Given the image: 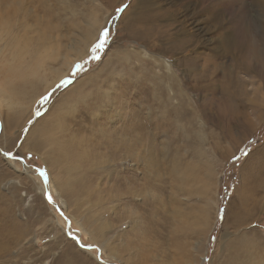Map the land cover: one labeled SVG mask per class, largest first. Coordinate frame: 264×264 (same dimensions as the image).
<instances>
[{"label":"rangeland","instance_id":"374dc122","mask_svg":"<svg viewBox=\"0 0 264 264\" xmlns=\"http://www.w3.org/2000/svg\"><path fill=\"white\" fill-rule=\"evenodd\" d=\"M15 1L29 31L17 19L0 53V264H264V0H148L149 30L124 27L138 0ZM93 12L109 19L73 59Z\"/></svg>","mask_w":264,"mask_h":264},{"label":"bare ground","instance_id":"6f19581e","mask_svg":"<svg viewBox=\"0 0 264 264\" xmlns=\"http://www.w3.org/2000/svg\"><path fill=\"white\" fill-rule=\"evenodd\" d=\"M112 2V1H111ZM149 6L152 8V5H150L149 4ZM148 8V0H138L137 1V3H136V5L134 6V9H131L132 11L129 13V14H127L128 15V17H129V19H128V22L127 23H125V25H124V27H126V26H128V29L129 30H131L133 27H135V28H140V24H144V27H147V29L149 30L150 29V24H151V22H150V17H149V13L148 12H146L147 10H150V9H147ZM155 11V10H154ZM94 13V12H93ZM125 13V12H124ZM95 14V13H94ZM27 10L25 9V6H24V4L23 3H19L18 1H15V0H0V42L3 40V42H2V44L0 45V53H1V50L2 49H4V47H5V44H6V40H12L13 39V37L17 34V31L16 30H18L17 28H16V26L17 25H19V23H18V20L17 19H19L22 23H21V26H22V31L23 32H27L28 33V31H29V26H28V24H26V22H27ZM126 15V14H125ZM98 17V16H97ZM96 17V14H95V16H91L90 18L89 17H86L85 19H84V21H82L83 22V24H77L76 26H75V28H76V30L78 29L80 32L78 33V35H80L81 36V38H74L75 40V42L76 43H80L81 42V44H85V47L84 48H80V47H74V45L73 44H75V43H73V44H71L70 46H65V50L67 51V50H74V57H73V59H78V58H80L82 55H84L85 54V52H86V50H87V48L89 47V45H90V43H91V41H93L94 40V38H96V36L98 35V33L100 32V30H101V26L105 23V22H107L108 21V19H109V16L108 17H104L103 18V20L102 21H100L101 19H99L98 20V18ZM256 17V16H255ZM97 18V19H96ZM257 18V17H256ZM260 18V17H259ZM16 22V23H15ZM139 23V24H138ZM245 25H247V24H245ZM244 25V26H245ZM143 27V26H142ZM248 27V26H247ZM255 27V26H254ZM261 28H262V31H264V26H261ZM249 30H250V28H249ZM240 31H241V29H240ZM244 31V30H243ZM248 31V30H247ZM252 31V30H251ZM152 31H150V33H151ZM254 32V31H253ZM252 32V33H253ZM258 32V31H257ZM244 33V32H243ZM246 33V32H245ZM38 34V33H37ZM258 34V33H257ZM143 34L140 32L139 33V35L138 36H136L135 35V37H138V38H140L139 36H142ZM245 35H247V37L246 36H243L244 37V40L242 39V43L241 44H244L243 46H246L247 47V44L249 43V38H248V36H249V33H246ZM254 35V34H253ZM37 36V35H36ZM43 36H44V34L42 35V38H43ZM86 36V37H85ZM261 35H259V37H260ZM41 37V36H40ZM85 37V38H84ZM251 37V36H250ZM34 38V37H33ZM41 38V39H42ZM46 38V37H45ZM231 37L230 36H228V40L230 39ZM261 38V37H260ZM259 38V39H260ZM254 39V38H253ZM257 38H255L254 40H256ZM262 40H264V35H263V38H262ZM13 41V40H12ZM14 42V41H13ZM12 42V43H13ZM53 42V41H52ZM232 42V41H231ZM255 42V41H254ZM256 43H259V42H256ZM11 44V43H10ZM34 44V43H33ZM262 44V43H261ZM8 45V44H7ZM68 45V44H67ZM72 45H73V49H72ZM254 45H256L255 43H254ZM19 46V45H18ZM44 46H46V51L47 52H49L47 55H49L50 54V51H51V53L53 54V50H52V48L49 46V45H47V44H45L44 42L42 43V46L41 47H44ZM52 46V45H51ZM84 46V45H83ZM231 46V45H230ZM257 46V45H256ZM262 46V45H261ZM11 47V46H10ZM21 49H22V47L21 46H19ZM25 47H27V46H25ZM29 47V46H28ZM40 47V46H39ZM181 47V46H180ZM236 47V46H235ZM14 48V47H13ZM31 48V46L29 47V49ZM179 48V47H178ZM241 48V47H240ZM251 48H254V46H251ZM26 49V48H25ZM24 49V50H25ZM62 49V48H61ZM254 49H256V48H254ZM258 49V48H257ZM23 50V51H24ZM32 52H35V55L34 56H31V59L36 63V65H37V67L38 68H40L41 67V63H42V60H43V58H44V55L43 54H40L39 53V48H33V49H30ZM57 50V49H56ZM64 50V51H65ZM247 50H249L248 48H247ZM252 50V49H251ZM16 51H18V50H16L15 49V52H14V55H16V53H18V52H16ZM19 51H20V49H19ZM26 51H27V49H26ZM29 51V50H28ZM41 51V50H40ZM59 51V50H58ZM254 51V50H253ZM22 52V51H21ZM46 52V53H47ZM12 54H13V52H11ZM42 53V52H41ZM44 53V52H43ZM244 53H247V52H245L244 51ZM259 53V52H258ZM31 54V52L29 51V55ZM242 54V53H241ZM251 54V53H250ZM253 54H255V52L253 53ZM13 55V56H14ZM54 58L55 57H57L58 56V53L57 54H55V52H54ZM240 55V54H239ZM243 55V54H242ZM245 55H249L248 53L247 54H245ZM17 56H20L19 54L17 55ZM38 57V58H36V57ZM50 56H51V54H50ZM256 56H258V55H256ZM251 57H253V56H251ZM260 57V56H259ZM40 58V59H39ZM48 58H49V56H48ZM13 59V58H12ZM45 59V58H44ZM66 59V58H65ZM72 59V60H73ZM254 59V58H253ZM263 59V58H262ZM46 60V59H45ZM71 60V61H72ZM20 61V60H19ZM53 61V60H52ZM63 62H64V60H62ZM70 61V63H72ZM191 61H193V59L191 60ZM11 61H9V63H10ZM21 62V61H20ZM19 62V63H20ZM54 62V61H53ZM66 62V61H65ZM64 62V63H65ZM70 63H68L67 62V64H65L64 66H66V69H64L63 71H60V72H58V74H55V75H57V77H56V80H54V81H57V80H59L60 78H62V77H64V75L66 74V72L68 71V68L70 67ZM15 64H16V62H15ZM15 64L13 63H11V64H9L10 65V68L12 69V71L13 72H15V71H17V70H19L20 69V67H18V66H15ZM69 64V65H68ZM62 66V65H61ZM190 66H193V65H190ZM45 67V66H44ZM44 67H41V68H44ZM61 68V67H60ZM53 69V68H52ZM58 69V68H57ZM244 69V68H243ZM7 70V69H6ZM5 70V71H6ZM55 71V70H54ZM66 76V75H65ZM53 82V81H52ZM233 86V85H232ZM231 126V125H230ZM246 127H247V124L245 125ZM138 139V138H137ZM70 142V141H69ZM5 152V151H4ZM0 153H2L3 155H5V153H3V151L0 149ZM6 156V155H5ZM256 167V166H255ZM259 169V168H258ZM257 169V170H258ZM260 170H261V168H260ZM186 173V172H185ZM188 173V172H187ZM191 173V172H190ZM261 173V172H260ZM154 174H156V173H154ZM258 174V173H257ZM262 174H264V173H262ZM187 175H189V174H187ZM186 175V176H187ZM186 176H184V177H186ZM264 182V181H263ZM262 182V183H263ZM263 186V185H262ZM254 197V196H253ZM253 199V198H252ZM142 206V205H141ZM202 210H204V208L202 209ZM197 211H199V210H197ZM205 211V210H204ZM199 212H201V211H199ZM204 213V212H203ZM201 216H202V213L200 214ZM173 216H174V214H173ZM204 217L202 216L201 218H198V221H204ZM200 222V223H201ZM203 224V223H202ZM187 232V231H186ZM70 236V235H69ZM88 247V246H87Z\"/></svg>","mask_w":264,"mask_h":264},{"label":"snow or ice","instance_id":"6c2138e0","mask_svg":"<svg viewBox=\"0 0 264 264\" xmlns=\"http://www.w3.org/2000/svg\"><path fill=\"white\" fill-rule=\"evenodd\" d=\"M124 7H127V6L125 5ZM123 10H124V8H118L117 12H123ZM109 35H110V33H109V31L107 29L103 30V32L101 33V37H100L99 43L97 45H95V49H100V48L104 47L107 44V37ZM94 58L98 59L99 57H94ZM76 67L80 68L81 66L78 64V65H76ZM47 99H48L47 96L43 97L41 103L46 102ZM36 115L37 116L41 115L39 110L36 112ZM5 155L6 156H11V153H5ZM39 172H40V174L42 176H44V177L47 176V173H46V171L44 169H40ZM46 195H47L48 202L49 203H54V201L52 200L51 195L50 194H46ZM61 215H63V213H61ZM69 235H72V234L69 233ZM73 239L76 240L77 243H79L78 237L73 236ZM80 246L81 247H85V245H83V244H81ZM88 247L90 248L91 246H88Z\"/></svg>","mask_w":264,"mask_h":264},{"label":"water","instance_id":"95a60500","mask_svg":"<svg viewBox=\"0 0 264 264\" xmlns=\"http://www.w3.org/2000/svg\"><path fill=\"white\" fill-rule=\"evenodd\" d=\"M3 153H5L4 151H3ZM73 236H75V235H72L71 237H73ZM76 237V236H75ZM79 239V238H78ZM79 245H81V243H80V241H79Z\"/></svg>","mask_w":264,"mask_h":264}]
</instances>
